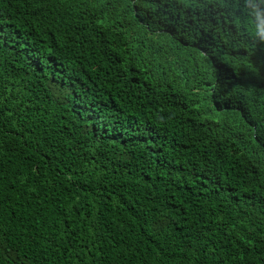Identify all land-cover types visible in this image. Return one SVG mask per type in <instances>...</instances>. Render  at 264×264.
I'll return each instance as SVG.
<instances>
[{
    "label": "trees",
    "instance_id": "trees-1",
    "mask_svg": "<svg viewBox=\"0 0 264 264\" xmlns=\"http://www.w3.org/2000/svg\"><path fill=\"white\" fill-rule=\"evenodd\" d=\"M0 264H264V0H0Z\"/></svg>",
    "mask_w": 264,
    "mask_h": 264
}]
</instances>
